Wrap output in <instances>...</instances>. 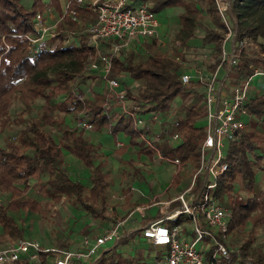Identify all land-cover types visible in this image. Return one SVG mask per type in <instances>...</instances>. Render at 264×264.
<instances>
[{
	"label": "trees",
	"instance_id": "1",
	"mask_svg": "<svg viewBox=\"0 0 264 264\" xmlns=\"http://www.w3.org/2000/svg\"><path fill=\"white\" fill-rule=\"evenodd\" d=\"M63 1L0 0V131L14 130L4 144L0 143V225L5 242L24 238L25 228L19 224L13 210L41 213L51 201L69 200L85 211L87 218L82 226L83 236L95 231L93 220H99V223L112 221L113 226L104 230L107 233L121 219L115 206L108 210L113 177L107 168V155L101 150V145L94 143L87 134L92 130L78 125L77 128L71 127L65 114L84 118L98 130L107 127L111 134L123 133L128 140L116 148L121 153L128 145H137L139 156L146 153L151 158L155 155L163 159L179 158L181 166L174 174L175 183L185 175L193 177L202 162L206 117L204 110L200 111L188 103L205 88L198 80L188 84L182 81L181 75L185 71L182 61L186 50L193 48L191 41L194 39L199 40L203 50H208L211 58L208 62L198 61L196 67L188 70L194 73L196 69H202L213 73L221 64L224 39L229 29L216 0H129L130 6L146 2L156 13L168 7L182 8L179 12L180 26L174 34L179 46L175 43L173 49L181 60L163 50L158 37L142 39L143 51H138L137 42L122 48L114 57V65L116 62L118 66L112 72L125 89L122 97H117L110 90L100 71L90 68V55L95 46L89 44L88 27L96 22V12L77 6L80 22L64 17L58 23L56 37L42 42L39 53L30 50L29 36L37 34V14L61 13ZM228 15L233 22L230 46L234 47L248 38L264 48V0H230ZM67 33L73 35L74 40L70 43L66 42ZM115 42L117 40L113 38L101 39L99 47L107 52ZM227 65L229 74L235 72L238 76H233L234 79L243 81L252 76V65L264 69V56L255 50L254 53L243 50L236 65ZM94 82H103L106 88L105 92L94 88L96 98L88 96L86 89ZM177 96L184 105L180 115L173 110L174 120L178 121L180 142L170 144L166 138H158L154 147L142 144L139 135L144 129L135 126L131 112L142 116L151 111L168 113L172 111V102ZM39 98L43 103L35 112L34 106ZM125 99H128L127 103ZM17 100L24 103V108L13 112L12 107ZM246 106L252 118L264 125V89L261 85L255 92L251 90ZM203 116L205 123L200 124L198 121ZM54 128L60 133L59 138L53 132ZM226 149L224 161L228 168L219 177L213 194L220 202L231 201L230 242L212 230L213 234L206 235L204 239L208 246L206 255L211 260L217 242L223 241L229 251L221 257L219 264H264V250L255 244V230L264 227V134L244 131L231 140ZM67 153L76 156L86 167L89 183L73 177L71 171L63 166L62 159ZM125 162L133 168L124 170L129 179L121 187L124 195L122 205L125 209H134L131 182L140 179L142 171L133 158ZM204 177L202 172L196 178L193 188L196 197L201 194ZM239 191L243 200L237 203L235 194ZM4 195L9 198L6 202ZM255 215L260 217L251 228H247ZM181 217L171 222L178 223ZM142 231L138 228L114 238L112 244L108 242L92 261L74 260L69 264H161L170 249L168 245H159L162 246L160 249L153 243L149 249L129 245L133 240H147L142 238ZM55 244L68 248L78 246L77 240L68 236L62 240L59 238Z\"/></svg>",
	"mask_w": 264,
	"mask_h": 264
},
{
	"label": "built area",
	"instance_id": "2",
	"mask_svg": "<svg viewBox=\"0 0 264 264\" xmlns=\"http://www.w3.org/2000/svg\"><path fill=\"white\" fill-rule=\"evenodd\" d=\"M222 19L228 26V34L224 39L223 51L221 53V64L213 73L204 72L202 69L185 70L181 78L185 84L198 80L204 85V90L199 96L205 101L204 115L206 117V134L201 145V164L192 177L191 184L183 190L175 200L169 204L170 207L164 212L160 219L149 222L143 227V238L155 245H168L170 249L162 264H219L221 257L228 254L225 243L218 241V246L211 260L207 258L208 248L204 239L206 235H212V230L218 231L224 237L228 235L230 207L226 201L220 202L213 194L219 177L227 170L228 164L225 159V149L229 142L241 135L247 127L248 118L251 116L246 102L250 98L256 76H260L261 88L264 89V69L252 65L253 74L246 80L236 81L232 84L231 93L223 94L220 84L219 72L224 64L230 66L239 62L243 50L256 49L257 43L245 38L236 46H230L233 34V22H231L228 10L230 0H216ZM75 4V5H74ZM77 6H83L97 13V20L88 27L90 32L89 44L95 46L90 55V68L100 71L102 78L110 90L117 96L122 97L125 89L120 81L114 78V57L118 56L122 48L133 46L138 40L144 38L158 37L161 45L168 42L164 39L162 31L163 24L158 14L149 8L146 2L135 6L129 5V0H64L61 13L57 18L53 13H38L36 16L37 34L29 36L30 50L35 54L40 51V44L58 35V23L64 17L80 22V14ZM116 39L112 47L104 52L100 49L101 39ZM73 39L71 33L66 34V42ZM230 46V47H229ZM261 56L264 53L259 51ZM181 60L179 56H176ZM173 109V108H172ZM167 113V112H164ZM169 113V112H168ZM167 113V114H168ZM136 127H141L142 141L154 147L155 138H161L166 131H170V138L174 144L180 142L178 121L163 133H154L155 125H162L165 115L157 111L146 113L145 116L137 112H131ZM168 116V115H167ZM77 125L85 130L97 129L96 126L84 118L77 119ZM117 147L123 146L125 140L117 139ZM145 145V144H144ZM209 151V154L207 153ZM160 156V155H159ZM162 159L163 157L160 156ZM175 165L181 166L179 158L169 159ZM204 173L201 194L196 197L193 190L196 178ZM235 200H243L241 195H236ZM174 201H177L175 204ZM187 216L193 223L194 235L190 239L181 237L182 226L176 221L179 216ZM121 223L111 231L93 237L85 235L80 238L76 248L62 247L56 244L44 245L38 237H24L0 246V264H69L74 260L92 261L107 243L114 238L124 235L120 232Z\"/></svg>",
	"mask_w": 264,
	"mask_h": 264
},
{
	"label": "rangeland",
	"instance_id": "3",
	"mask_svg": "<svg viewBox=\"0 0 264 264\" xmlns=\"http://www.w3.org/2000/svg\"><path fill=\"white\" fill-rule=\"evenodd\" d=\"M181 10L182 8L180 7L178 8L168 7L167 9L160 10L157 13L161 23L164 25H167V27L165 26L166 33H165L164 39L168 43L164 46L161 45V47L163 50L167 51V53L171 55H176V56L178 54H176L173 51V49L175 47V43H177L176 46H179V43L175 42L174 34L180 26L179 12ZM57 16H58V13L53 12V17L57 18ZM193 41L194 39H192L191 42ZM196 42H199V40H197ZM135 46L138 48V51L144 50V47H142V42L140 40H138ZM203 49L204 48H202L201 46H198L194 50L193 49L186 50V57L182 61V63L184 64L185 70H188L192 67H196L198 64V61L200 62L202 61V59L206 58V55L208 54L207 53L208 50H203ZM254 50L256 52L260 51L264 53V48L263 47L261 48L260 45H258L256 49H247V51L250 53H254ZM117 66H118L117 63L115 62V65H114L115 71L117 70ZM235 75L238 76L237 73L233 72V75L231 76L232 80L234 79L233 76ZM254 82L259 83V85H261L262 82H260V76H256ZM104 85L105 84L103 82L99 84H96L94 82L91 86H89L91 88L90 90H88L89 87L86 88L87 95L96 98L97 91H94V88H96L98 91L105 92L106 88L104 87ZM127 102H128V99H125V103ZM42 103H43V99L39 98L37 100V103L34 106L35 112H37L40 109ZM183 107L184 105L181 104L180 96H177L172 102V108H174V111L177 112L176 113L177 115H180L183 112L182 111ZM23 108H24V103L21 100H17L14 103L12 110L13 112H16V111H21ZM62 114L64 115L65 112H63ZM64 116L66 118V122L71 127L77 128L76 127L77 119L79 117L77 118V116H72L71 114H65ZM204 118H205L204 116L203 118L200 117L198 122L201 124L202 122H204ZM205 121H206V118H205ZM52 130L54 133L57 134L59 138L60 133L56 131V128ZM101 130L103 133L108 134L107 131L109 130L107 127H104V129H101ZM245 131H248L250 133H254V131H257V132H261L264 134V125L262 123H258L255 119L252 118L251 122L248 123ZM12 133H14V130H10V129L4 132L0 131V143L4 144L6 137L12 135ZM140 135L139 137H141ZM110 136H112L111 133H110ZM116 138L117 137H115L114 139ZM164 138H166V141H168L170 144H174L170 138V131L168 132L166 131V133L161 137V139H164ZM141 142L142 144L148 145L146 144V142L142 141V139H141ZM176 143H179V141H177ZM116 144H115V147H117ZM128 148L126 149L124 154H122L119 150H116L113 148H111L113 149V151L109 152L108 154H105L104 152V154L107 155V161H108L107 168L109 169L113 177V185L110 191L111 192L110 206L113 205V206L120 207L122 206V203L124 202L121 187L125 186L127 184L126 181H128L129 179V177H127V174L124 173V170L126 171L128 169L131 170L133 167L129 168V166L123 160L129 157H132L133 155L139 154L137 153L136 149H130V147ZM226 151L227 149H225V152ZM207 153L209 154V151ZM134 158H136V156H134ZM138 162H137V165L141 167L142 177L139 180H133L131 184L135 188L134 189L135 206L138 205L140 207L138 210L144 214L146 211L144 210V206L142 204L148 201V199L145 198L146 195L147 196L148 194L151 196L159 195L156 198L157 199L156 201H167L171 199L172 197H174L175 195L174 192L175 190H178V189H176L177 184L173 183V176L177 172L178 167L171 160H168L167 158L162 159L159 155H155L153 158H151L146 153H142L140 155V160ZM62 164L69 171H71V174H73V177L84 179L87 183H89L88 170L81 163V161L78 160V158H76V156H73L67 153L62 159ZM124 174L126 175L124 176ZM184 177L187 179L188 185H190L192 181V176L188 174V175H185ZM141 186H143L144 188H142ZM257 189H259V186H257ZM140 191L145 192V195L143 196ZM238 193H237L238 195H241L240 191ZM7 199H9L8 196L4 195L5 202ZM240 201L241 200H239V202ZM226 204L231 206V201L230 202L226 201ZM121 209L123 208L121 207ZM121 209H120L121 211L120 214H123L126 209L125 210H121ZM12 213L14 214V216L17 218L19 222L21 221L22 225L24 226L25 228L24 234H23L24 237H38L42 242L44 241L45 243H48V244H55V242L59 238L61 240L64 238L66 239V236L73 237L78 241L80 238L83 237L81 233L83 231L82 226L85 223L86 218H87V216L85 215V211L73 205L69 200H65L63 202L51 201L45 205L44 210L41 213L36 212V211H29V210L27 211L13 210ZM130 215L131 216L133 215V218H131L130 221L133 219L137 221L136 223L143 224L142 222L138 221V216H136L138 215L137 210H134ZM259 217L260 215H255L252 218V220H250V222L247 224V228H251ZM26 218L27 220L25 221ZM27 221H29L30 228L31 229L35 228V229H32L31 231L27 232L26 231ZM97 222H98L97 220L92 221L94 225H96ZM119 223L122 224V221H120ZM102 228L96 225V227H94L95 231H92L90 235L99 236L101 234L106 233L104 232V229ZM119 230H121L120 227H119ZM142 230H143V227H142ZM255 231H256L255 232V244H257L261 249L264 250V227H259ZM120 232H122V230ZM225 238L227 239V241L230 242L229 234L225 236ZM6 243L8 242H5L3 227L0 225V246L5 245ZM108 244H112V241L109 242ZM151 244L152 242H150L149 240L147 241V240L140 239V240H133V242H130L129 245L135 248H143V249L148 248L149 249ZM155 247L157 249H160L162 246H155ZM105 248L106 247H104V249ZM156 248L153 249V252L156 250ZM219 260L221 261L220 258Z\"/></svg>",
	"mask_w": 264,
	"mask_h": 264
},
{
	"label": "crops",
	"instance_id": "4",
	"mask_svg": "<svg viewBox=\"0 0 264 264\" xmlns=\"http://www.w3.org/2000/svg\"><path fill=\"white\" fill-rule=\"evenodd\" d=\"M165 26L167 27V25H164L163 24V27H162V31L164 32V33H166V28H165ZM197 40H194L193 42H191L192 43V49L194 50L195 48H197L198 46H201V43H199V42H196ZM209 50L211 51V48H209ZM210 58H211V56H209V54H207L206 55V58H204V59H202V61H204V62H208L209 60H210ZM229 69H230V67L227 65V64H225L222 68H221V70H220V74H219V80H220V84H221V86L223 87L222 89H223V94L224 93H231V90H232V84L234 83V82H236V80L235 79H233L232 80V75H233V73H231V74H229L230 73V71H229ZM229 78V79H228ZM231 78V79H230ZM254 88L252 89V90H254L253 92H255L257 89H258V87H259V83H255L254 82ZM189 104V106H194L195 108H197V109H199L200 111L202 110H204L205 109V101H204V99L202 98V96H196L195 98H193L191 101H190V103H188ZM174 108L172 109V111H168L169 113L167 114V113H163L164 115H165V120L163 121V124L160 126L159 124L158 125H155V127H154V133H158V132H161V133H163V131L165 130H167V129H169V128H171V126H173V124H174ZM168 115V116H167ZM251 120H252V116H250L249 118H248V121L249 122H251ZM248 122V123H249ZM248 125V124H247ZM167 128V129H166ZM163 130V131H162ZM89 133V135L91 136V139H92V141L94 142V143H96V144H100L101 145V150L103 151V152H105V154H108L109 152H111V151H113V149H116L117 147H115V144H116V141H117V139L119 138V139H124L125 141L126 140H128V137L127 136H125L123 133H119V134H116V135H114V134H112V136H110V133L107 131V133L108 134H106V133H103L102 132V130H98V128L97 129H94V130H92V131H87V134ZM115 137H117L116 139H114ZM154 140V142H156L157 140H159L158 138H155V139H153ZM128 147H130V149H136L137 150V153H138V146L137 145H135V146H133V145H128ZM127 147V148H128ZM111 148H113V149H111ZM126 148V149H127ZM129 149V148H128ZM116 150H118V149H116ZM126 151V150H125ZM122 154H124V153H122ZM72 155V154H71ZM74 156V155H73ZM134 156H136V158H137V160H136V158H134ZM149 156V155H148ZM129 158H133L135 161H139L140 160V156H139V154H136V155H133L132 157H129ZM129 158H127V159H124L123 161L125 162V160H128ZM126 163V162H125ZM139 163V162H138ZM169 163H171V162H169ZM171 165V164H170ZM173 165V164H172ZM177 166V165H176ZM178 168H179V166H177ZM174 177V176H173ZM122 179H123V177H122ZM136 180H139V179H136ZM173 183H175V182H173ZM175 184H177V186H176V189H178V190H175V192H174V197H172L171 199H169V200H167V201H156L157 199V197L159 196V195H156V196H151V195H149L148 194V196L146 195L145 196V198L146 199H148V201L146 202V203H144V204H142L143 206H144V210L146 211V212H148V213H142V212H140L138 209L140 208L138 205L136 206V207H134V209H131L132 207H130V208H126V210H125V208L123 207V205L122 206H120V207H117V206H115L116 208H117V210L119 211V217L121 218L120 220H119V222L120 221H122V224H121V226H120V229L122 230V233H124V235L125 234H127V233H129V232H132L133 230H136L137 229V227L139 228H142V227H144V226H146L149 222H151V221H154V220H156V219H160L161 217H163L164 216V212L170 207V205L171 204H169L172 200H175V198L183 191V190H185L189 185H188V181H187V179L183 176L181 179H179V181L178 182H176ZM142 188H144L143 186H141ZM133 188H134V186H133ZM135 189V188H134ZM134 189H133V202H135L134 201V199H135V194H134ZM146 189V188H145ZM144 189V190H145ZM146 191V190H145ZM141 192V191H140ZM147 192V191H146ZM142 193V195L144 196L145 195V192H141ZM123 198H124V195H123ZM150 198H152V199H150ZM175 202V204L177 203V201H174ZM123 204V203H122ZM121 207L123 208V209H121ZM165 210H164V209ZM113 209V205H109L108 206V210H112ZM120 209L121 210H125V212L123 213V214H120ZM134 210H137V212H138V215H136V216H138V221H140V222H142L143 224H141V223H136L137 221L136 220H131L130 221V219L131 218H133V215L131 216L130 214L134 211ZM129 212V213H128ZM127 214V215H126ZM124 215H126V218H124L123 216ZM124 218V219H123ZM27 220V218L25 219V221ZM191 220L192 219H190L189 217H187V216H184V215H182V217H181V219L179 220V223L181 224V226H182V231H181V237L183 238V239H190V238H192L193 237V235H194V232H193V223L191 222ZM98 222L96 223V225H98V226H100L102 229H104L105 230V228H109V227H112L113 226V222L111 221H106V220H103L102 221V223H99V220H97ZM118 222V223H119ZM169 222H171V221H169ZM172 223V222H171ZM19 224L20 225H22V223H21V221L19 222ZM26 231L27 232H29V231H31L32 229H35V228H30V224H29V221H27L26 222ZM134 228V229H133ZM101 229V230H102ZM120 230V231H121ZM102 235V234H101ZM143 238V237H142ZM13 241V240H12ZM12 241H8V243L9 242H12ZM79 241H80V239L77 241L78 243H79ZM42 243H44V245H53V244H48V243H45L44 241L42 242Z\"/></svg>",
	"mask_w": 264,
	"mask_h": 264
}]
</instances>
